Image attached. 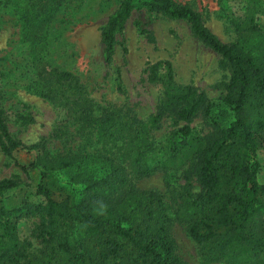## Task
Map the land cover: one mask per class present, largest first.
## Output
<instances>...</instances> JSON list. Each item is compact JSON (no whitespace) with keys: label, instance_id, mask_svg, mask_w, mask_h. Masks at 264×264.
<instances>
[{"label":"trees","instance_id":"1","mask_svg":"<svg viewBox=\"0 0 264 264\" xmlns=\"http://www.w3.org/2000/svg\"><path fill=\"white\" fill-rule=\"evenodd\" d=\"M56 1L29 0L28 17L46 15L34 50L41 49L49 8ZM143 1L124 0L109 19L102 32L107 62L113 60L117 36L142 5L151 13L186 21L193 35L224 60L231 79L222 100L214 103L197 88L180 86L172 64L158 63L150 68V80L162 85L165 98L157 114L144 122L131 111L98 110L77 77L35 57L32 87L60 107L64 119L51 140L26 146L14 138L7 112L0 109L2 152L9 158L19 151L36 154L22 169L41 175V200L25 203L26 213L3 203L2 196L16 183L0 184V264H187L171 235L175 223L187 227L207 263L264 264V183L259 178V153L264 150V3L248 0L244 16L232 18L237 40L224 44L192 8L174 0ZM122 86L119 77L120 92ZM200 116L212 129L204 137L191 127ZM168 118L177 127L184 125L170 132L164 144L157 143L154 133ZM71 128L81 138L95 132L112 148L95 154L52 153L50 142L65 139ZM186 167L187 184L174 217L161 195L136 187L159 172ZM194 177L202 189L197 195L192 193ZM32 215L40 217L34 235L45 246L33 258L18 233L22 217Z\"/></svg>","mask_w":264,"mask_h":264},{"label":"rangeland","instance_id":"2","mask_svg":"<svg viewBox=\"0 0 264 264\" xmlns=\"http://www.w3.org/2000/svg\"><path fill=\"white\" fill-rule=\"evenodd\" d=\"M124 0H60L49 8V23L44 31L40 50H34L36 36L41 34L45 14H31L29 0H4L0 7V109L8 115V124L14 138L26 146L51 140L60 121L61 108L37 95L32 87L35 81V57H42L51 67L72 73L89 94L98 110L114 108L131 111L139 120L149 122L157 114L165 95L161 84L150 80V68L158 63L172 64L175 80L183 87L193 86L219 103L231 72L224 60L207 48L194 35L184 20H173L160 13H151L142 5L136 8L125 30L117 36L114 56L107 62L102 32L109 19L119 10ZM264 3V0H261ZM140 2H144L140 0ZM175 3L198 12L206 27L224 44H232L237 34L232 18L244 16L248 0H174ZM33 16H38L33 18ZM29 23L26 28V19ZM29 18V20H28ZM264 27V18L263 23ZM29 27V29H28ZM29 38V40H28ZM121 78L123 91L118 89ZM176 126L166 119L155 131L154 140L165 143ZM196 135L207 136L211 128L200 116L191 126ZM61 141L52 140L49 150L54 154H95L111 149L98 140L95 132L86 137L76 134L75 128ZM105 145V146H104ZM36 160V154L19 151L13 158L6 156L0 146V184L5 180L16 183L2 200L8 209L26 211L25 203H37L41 181L37 170L24 171ZM260 181L264 183V150L259 153ZM159 172L139 181L136 187L161 195L171 216L180 203V193L187 184L184 171ZM192 193L202 189L194 177ZM40 217H22L19 238L27 244L31 258L40 256L45 248L34 235ZM172 238L179 256L187 264L207 263L200 248L189 237L187 227L175 223Z\"/></svg>","mask_w":264,"mask_h":264}]
</instances>
